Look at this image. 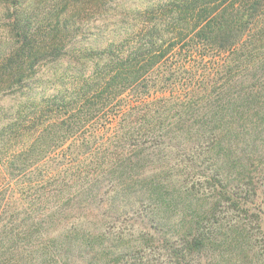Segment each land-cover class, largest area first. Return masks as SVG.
I'll use <instances>...</instances> for the list:
<instances>
[{
	"label": "trees",
	"instance_id": "1",
	"mask_svg": "<svg viewBox=\"0 0 264 264\" xmlns=\"http://www.w3.org/2000/svg\"><path fill=\"white\" fill-rule=\"evenodd\" d=\"M135 1L0 0V264H130L155 242L190 264L244 237L213 223L225 203L259 218L240 192L264 176V0ZM203 144L224 163L208 195L182 158ZM124 193L147 246L107 223Z\"/></svg>",
	"mask_w": 264,
	"mask_h": 264
},
{
	"label": "rangeland",
	"instance_id": "2",
	"mask_svg": "<svg viewBox=\"0 0 264 264\" xmlns=\"http://www.w3.org/2000/svg\"><path fill=\"white\" fill-rule=\"evenodd\" d=\"M38 1H46L43 5H47L49 4L50 0ZM92 1L93 0H77L75 8L83 12L85 8L87 9L90 3L94 5ZM135 2L136 4H139L141 1L136 0ZM95 16L92 17V20L95 18ZM96 25H100V23L98 22ZM1 32L2 31L0 30V36ZM205 146L206 144H203L201 149L198 151L194 150L193 153L182 156V158L185 161L190 158L193 160H199L192 171H189L188 173L193 183L197 184L201 191L208 195L211 193V190H209L206 186V184H208L209 177L215 176L218 178L217 174L224 163L222 162L221 158L215 159L210 154H208V152L204 150ZM207 154L209 155V158L205 157L204 159V156ZM151 175H156V173L151 171L148 172L146 176ZM249 188L250 187H243L244 191L240 193H242L244 198H249L251 196L252 198L250 197V199H255V204L248 205L249 208H251V212H256L259 218L257 219L256 217L252 216H240L239 218V214L236 211H233L228 206V203H225L222 208L218 210L216 215L217 217L213 223H215V225L219 228H224L221 230L222 232L223 230H225V232H231L234 231L235 228L242 229L241 226H244L246 227L244 229V237H233L231 242L232 245L234 244V247L231 250L228 249L227 252H223L222 250L221 252L215 254H209V256H195V258L191 260L190 264H264V176L262 177V181L258 183V188L256 189L255 193L256 197L252 191H249ZM214 194L216 195V192ZM217 199L218 197L213 198L212 200L209 199L206 203H210L209 205H211L216 202ZM121 200L122 207L126 209L124 216L109 219L107 221V223L114 227V233H121V248L125 249L128 246L134 245L137 246L136 248L147 246L144 243L145 239L142 236L144 234L143 230L145 223L143 221V217L138 215V213L142 212L141 207L138 206L135 201L128 206L131 199H128L125 193L123 194ZM257 209H259V211H257ZM94 222H96V220H94ZM237 242H242V246L246 245V243L250 244V248H237ZM179 248V245H175L173 247H164L163 244L155 242L152 246L146 248L144 251L136 255V259H131L130 264H175L173 253ZM29 254L30 253L24 255L25 264H41L40 259L30 260L33 257H36L35 253H33L32 256Z\"/></svg>",
	"mask_w": 264,
	"mask_h": 264
}]
</instances>
